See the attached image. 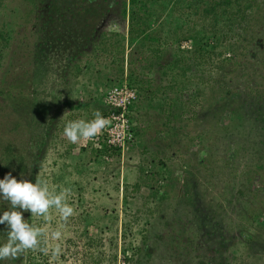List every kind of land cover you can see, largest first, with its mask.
I'll return each instance as SVG.
<instances>
[{
	"label": "rangeland",
	"instance_id": "1",
	"mask_svg": "<svg viewBox=\"0 0 264 264\" xmlns=\"http://www.w3.org/2000/svg\"><path fill=\"white\" fill-rule=\"evenodd\" d=\"M47 1L0 0V37H13L6 47L0 40V90L18 87L13 97H0V178L12 172L45 179L53 191L70 189L74 214L66 221L55 207L47 216L24 213L43 229L49 264H110L115 256L117 264H264V174L253 185L243 176L261 155L257 125L247 119L249 139L232 130L236 151L208 109L168 148L166 135L155 131L157 111H137L138 100V121L151 128L125 154L98 157L95 137L71 142L66 123L92 119L99 97L118 84L93 41L105 22L117 20L121 0ZM254 31L261 46L234 78L249 76L227 78L229 87L264 78V20ZM9 160L15 166L7 171ZM261 209L262 226L255 220Z\"/></svg>",
	"mask_w": 264,
	"mask_h": 264
},
{
	"label": "trees",
	"instance_id": "2",
	"mask_svg": "<svg viewBox=\"0 0 264 264\" xmlns=\"http://www.w3.org/2000/svg\"><path fill=\"white\" fill-rule=\"evenodd\" d=\"M26 2L39 7L49 1ZM119 7L117 20L105 22L93 41L101 58L110 60L108 67L114 81L118 84L126 81L137 89L140 100L137 111H157L158 128L155 131L166 135L168 148H172L188 121L201 120L206 110L215 109V122L227 129L228 137L223 138L229 139L237 151V143L236 146L234 143L237 137L231 132L244 130L248 134L245 138L249 139L252 133L245 125L251 118L260 134V141L254 146L261 155L255 161V168L246 169L243 176L253 185L255 178L264 174V88L259 85L264 78L255 79L253 85L251 80H244L236 87H229L225 80L229 77H232L229 81L241 80L248 75L244 72L234 78L240 69L247 70L244 66L247 63L243 61L249 52L261 46V37H257L254 30L264 20V0H121ZM123 21H127V28ZM0 38L6 47L13 37ZM189 40L192 48L182 49V43ZM2 56L3 52L0 53ZM13 87L18 89L17 85H4L0 97H13ZM147 128L135 127L136 138L144 140ZM196 138L203 143L206 135ZM220 142V139H213L211 144L216 146ZM99 150L96 151L98 157L111 152L121 153L105 145ZM14 164L9 160L5 170H11ZM20 171L27 172V169ZM135 188L139 191L141 186L137 184ZM9 207L8 201L0 199V211ZM262 211L255 213L260 226L262 222L258 220ZM24 217L30 220L26 214ZM6 238L5 226L0 225V242ZM45 250V244L40 241L37 248L28 249L19 257L5 259L0 264H49ZM117 262V256L110 260V264Z\"/></svg>",
	"mask_w": 264,
	"mask_h": 264
},
{
	"label": "clouds",
	"instance_id": "3",
	"mask_svg": "<svg viewBox=\"0 0 264 264\" xmlns=\"http://www.w3.org/2000/svg\"><path fill=\"white\" fill-rule=\"evenodd\" d=\"M106 124L107 119L97 110L90 120H69L64 127V135L76 143L81 139L95 137ZM68 192V188L53 191L48 182L39 177L33 182L29 179H17L12 172H8L0 178V199L8 201L10 205L7 210L0 211V225H4L7 232L6 240L0 242V262L15 259L26 250L39 246L43 229L30 223L24 217L25 212L47 216L49 210L55 207L65 221L74 214V208L67 203ZM52 236L59 239L61 232L54 231Z\"/></svg>",
	"mask_w": 264,
	"mask_h": 264
},
{
	"label": "built area",
	"instance_id": "4",
	"mask_svg": "<svg viewBox=\"0 0 264 264\" xmlns=\"http://www.w3.org/2000/svg\"><path fill=\"white\" fill-rule=\"evenodd\" d=\"M181 48L191 49L192 42L184 41ZM138 100L137 89L129 86L126 81L108 89L104 97V104L107 108L104 117L107 119V124L98 131L94 138L98 149L105 145L125 154L136 143L132 113ZM122 264L127 263L123 262Z\"/></svg>",
	"mask_w": 264,
	"mask_h": 264
},
{
	"label": "crops",
	"instance_id": "5",
	"mask_svg": "<svg viewBox=\"0 0 264 264\" xmlns=\"http://www.w3.org/2000/svg\"><path fill=\"white\" fill-rule=\"evenodd\" d=\"M112 77V76H111ZM104 79L106 78V77H103ZM107 81V80H106ZM112 87V86H111ZM109 89V88H108ZM108 89H107V91H108ZM107 91L104 93V94H106L107 93ZM103 94V97H99V103H100V105L102 106V108H101V110H100V113L104 116V113L107 111V108H106V106H105V104H104V97H105V95ZM83 102V101H82ZM140 104V103H139ZM71 105V104H70ZM70 107V106H69ZM83 108V106L82 105H78V108L77 109H80V108ZM136 107H138V105H136ZM136 107H134L133 108V113H132V117H133V120H134V123H135V127H138V126H140V127H143V125H142V123H140L139 121H137L136 119H135V115H136V112H135V110H136ZM138 140V139H137ZM140 141V139L138 140V142Z\"/></svg>",
	"mask_w": 264,
	"mask_h": 264
}]
</instances>
